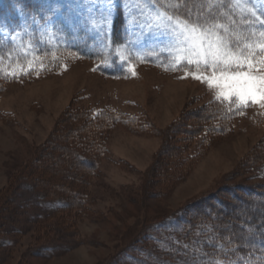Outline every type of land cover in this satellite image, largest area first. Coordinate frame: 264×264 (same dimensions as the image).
Masks as SVG:
<instances>
[{"label": "rangeland", "instance_id": "1", "mask_svg": "<svg viewBox=\"0 0 264 264\" xmlns=\"http://www.w3.org/2000/svg\"><path fill=\"white\" fill-rule=\"evenodd\" d=\"M235 4L245 15L264 13V0ZM41 6L38 19L20 15L11 42L21 55L0 51V72L13 79L0 100V235L11 240L0 242V264H223L181 252L173 263L150 259L146 252L170 248L150 242L142 228L225 186L264 184V162L250 163L263 152L264 105L221 95L226 89L208 82L222 73L264 75V32L189 23L173 15L174 0H45ZM119 7L126 27L114 45ZM79 47L91 57L77 59L71 51ZM59 49H70L64 55L71 57ZM220 99L236 100L244 114L227 135L202 149L191 143L177 160L175 140L191 131L189 119ZM104 107L141 116L155 131L119 123L89 183L77 185L86 202L56 211L50 195L61 194L49 186L59 181L55 173L79 177L87 168L62 152L65 125L80 109ZM130 245L134 253L125 252Z\"/></svg>", "mask_w": 264, "mask_h": 264}, {"label": "trees", "instance_id": "2", "mask_svg": "<svg viewBox=\"0 0 264 264\" xmlns=\"http://www.w3.org/2000/svg\"><path fill=\"white\" fill-rule=\"evenodd\" d=\"M174 1L178 6L174 9L173 15L189 23L212 29L227 28L229 31L240 33L259 30L264 32V13L257 10L258 12L254 14H242L235 0ZM42 2L45 3V0H0V51L3 56L8 53L21 55L22 49L11 42L14 41L12 39L16 25L20 22L21 14L28 15L30 21L40 18ZM45 12V18H50V10L46 9ZM125 27V11L119 7L112 28L114 45L122 43ZM3 36L9 37L10 40L6 41L7 38ZM69 51L71 50L59 49L55 52L60 56L71 57V55H64ZM48 52L51 53L50 50ZM71 52L77 59L92 55L87 54L80 47L73 48ZM12 82L13 79L10 76L0 72V100ZM244 112L245 108L236 100L211 101L206 105L201 116L194 115L189 119L191 131L187 129L184 138L175 140V143L180 146L178 148L175 144L178 148L177 154L181 151L183 153L189 144L197 141L200 142L201 149L210 146L214 139L227 135ZM2 116L0 112V117ZM119 123L138 132L153 133L155 131L153 125H144L141 116L133 117L114 107H104L99 110L80 109V114L74 115L69 124L65 125L67 130L62 139L65 143L62 150L65 151L62 152L66 157L74 159L75 163L87 165V168L81 170L83 174L81 173L79 177L74 171L68 173L70 171L59 169V172L55 173L59 183L52 184L46 181L50 187L61 194L60 196L50 195L51 199L54 198L58 203L56 211H74L86 202L87 194L82 188H77V185L86 186L89 183L91 175L97 171L106 152L104 143L107 136ZM175 131L174 134L178 135L179 131ZM163 138L166 144L168 136L164 135ZM261 149L263 151L261 155H253L250 163L259 165L264 162V146ZM180 153L179 157H176L177 160L180 159ZM53 154L49 155L52 157ZM201 154L199 152L198 155L189 157V160L193 161ZM64 179L76 184H65ZM239 205H244L245 209L239 211ZM144 229L145 238L147 237L146 239L150 242L164 243L170 248L159 252L145 251L150 259L173 263L179 258L181 252L186 257L195 254V257L212 263L264 264V184L225 186L221 192L183 207L174 216L164 217L149 226H143L142 230ZM2 236L0 235V242L3 246L11 242L10 238ZM132 247L136 246L127 247L125 252H129ZM131 252L134 253L133 250Z\"/></svg>", "mask_w": 264, "mask_h": 264}, {"label": "snow or ice", "instance_id": "3", "mask_svg": "<svg viewBox=\"0 0 264 264\" xmlns=\"http://www.w3.org/2000/svg\"><path fill=\"white\" fill-rule=\"evenodd\" d=\"M208 82L226 89L221 95L229 98L236 96L241 103L251 100L264 105V75L254 76L249 72H240L225 76L222 73L219 78L209 77Z\"/></svg>", "mask_w": 264, "mask_h": 264}]
</instances>
